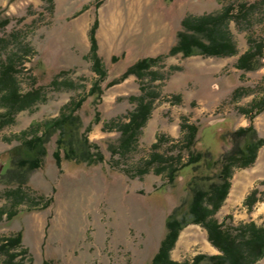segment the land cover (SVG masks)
<instances>
[{
	"label": "rangeland",
	"instance_id": "1",
	"mask_svg": "<svg viewBox=\"0 0 264 264\" xmlns=\"http://www.w3.org/2000/svg\"><path fill=\"white\" fill-rule=\"evenodd\" d=\"M244 3L256 4L252 14L228 25L237 55L170 54L185 19L219 15L229 5ZM94 25L97 55L107 70L99 99L88 96L99 77L91 60ZM249 39L255 46L264 43V0H0V65L16 57L21 93L42 91L40 101L0 130V209L15 213L12 220L5 215L0 222V245L22 234L21 246L8 252L19 255L13 262L151 264L167 233L169 216L176 208L188 214L194 184L185 172L170 183L165 173L140 171L155 153L164 158L181 153L178 166L186 163L183 127L194 125L198 133L192 152L212 153L208 175L218 180L223 156L233 151L232 134L251 124L240 110L264 98V48L257 69L237 68L240 56L251 47ZM145 58L158 60L142 78L131 75L113 84ZM134 98L153 100V111L137 144L120 156L119 127L135 111ZM78 103L80 134L93 125L88 139L98 148L90 152L101 153L103 161L76 163L62 152V164L57 165L54 134L46 144L42 167L19 185L12 172L26 156L23 142L41 136L45 123L71 112ZM97 111L101 121L93 124ZM253 124L264 139V112ZM230 182L215 218L225 226L252 221L261 225L264 146L252 166L234 170ZM17 190L26 195L24 202L15 200ZM253 193L251 207L247 203ZM49 200L52 204L44 209ZM199 254L219 252L202 226L189 223L171 258L186 262ZM7 259L0 253V264ZM257 264H264V258Z\"/></svg>",
	"mask_w": 264,
	"mask_h": 264
},
{
	"label": "trees",
	"instance_id": "2",
	"mask_svg": "<svg viewBox=\"0 0 264 264\" xmlns=\"http://www.w3.org/2000/svg\"><path fill=\"white\" fill-rule=\"evenodd\" d=\"M49 1L52 3L53 0ZM255 7L256 4L245 3L229 5L219 15L185 19L182 23L183 29L177 33V41L171 48L170 54L181 53L184 57H191L196 54L215 57L237 55L238 51L230 39L228 25L233 20L250 16ZM95 30L96 26L94 25L91 36V60L93 71L99 77L88 96H98L99 99L102 94L101 84L107 78V70L97 55V45L94 39ZM249 43L250 49L240 56L237 63V68L245 71L257 69L259 66L256 63L258 57L263 58L264 43L255 46L252 39H249ZM15 58L10 57L7 62L0 65V108L5 110L0 112V130L6 125L14 123V118L18 112L31 108L42 99L41 89H35L26 94L21 93L16 80L19 69L17 68L18 61ZM157 60L145 58L137 61L113 84L121 83L131 75L142 78L144 72L149 70ZM134 101L138 103L135 111L128 121L119 127L121 137L117 154L120 156H125L137 144L141 130L146 126L153 111V100L146 101V99L134 98ZM80 105L81 103H78L71 112L63 113L61 117L45 123L43 126L45 131L41 136H34V138L23 142L27 151L26 156L19 158L15 163L17 169L12 172L19 185H25L28 173L42 167L47 154L46 144L54 134H58L57 149L54 153L57 165L62 164V152L66 160L76 163L91 165L103 161L104 158L101 153L91 154L90 152L91 148H98L96 144H91L88 139V134L92 131L93 125H89L85 133L80 134L83 123L80 116L75 114ZM240 111L248 117L251 124L247 128L238 129L232 134L235 142L233 151L223 156L218 180L214 181L211 175H208V169L212 168L213 165L212 153L205 156L202 152L196 154L192 152L198 133V128L194 125L183 127L187 131L184 137V148L189 158L186 163L178 166L183 157L181 153L169 158H164L159 153H155L140 171V174L144 175L155 169L159 175L165 173L170 183L175 182L180 172H185L193 176L191 183L194 184L191 189L192 200L188 214H186L189 218L179 214L178 208L169 216L166 222L167 233L151 264H257L264 258V221L261 225L252 221L237 226H225L215 218L230 192V180L234 170L252 166L257 159L260 148L264 146V139L258 137L253 124L254 118L264 112V98L254 101L249 108H243ZM100 121V115L97 111L93 124H98ZM36 133L37 130L34 131L35 135ZM79 134L81 138H79ZM158 146V144H154L153 148L157 149ZM154 164H158L157 168H154ZM20 192L21 190H17L14 193V198L21 203L26 199V195L20 194ZM255 197L256 193H253L248 198L247 204L251 207L255 202ZM250 202L251 204H249ZM51 204L52 200L46 202L44 209ZM5 215L7 220H12L15 217V213L0 209V222L3 221ZM189 223L200 225L207 231L208 241L218 250L219 254H199L192 261L186 262H178L171 258V251L175 247L181 231ZM4 241L5 243L0 245V253L8 256L4 264H33L32 261L30 263L23 261L14 263L13 260L19 255L8 253L21 246V233ZM44 264L53 263L45 261Z\"/></svg>",
	"mask_w": 264,
	"mask_h": 264
},
{
	"label": "crops",
	"instance_id": "3",
	"mask_svg": "<svg viewBox=\"0 0 264 264\" xmlns=\"http://www.w3.org/2000/svg\"><path fill=\"white\" fill-rule=\"evenodd\" d=\"M258 157V156H257ZM217 250V249H216ZM218 251V250H217Z\"/></svg>",
	"mask_w": 264,
	"mask_h": 264
}]
</instances>
